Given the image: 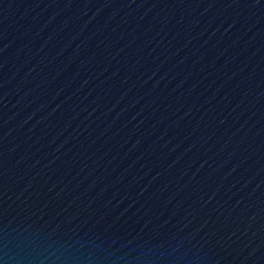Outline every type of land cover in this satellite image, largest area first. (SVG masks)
I'll use <instances>...</instances> for the list:
<instances>
[{
  "label": "water",
  "instance_id": "95a60500",
  "mask_svg": "<svg viewBox=\"0 0 264 264\" xmlns=\"http://www.w3.org/2000/svg\"><path fill=\"white\" fill-rule=\"evenodd\" d=\"M0 264H264V0H0Z\"/></svg>",
  "mask_w": 264,
  "mask_h": 264
}]
</instances>
